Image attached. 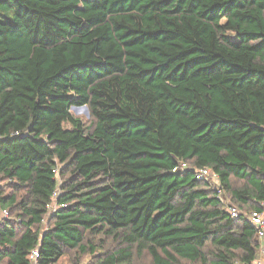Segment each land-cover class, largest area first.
Wrapping results in <instances>:
<instances>
[{"label": "trees", "instance_id": "16d2710c", "mask_svg": "<svg viewBox=\"0 0 264 264\" xmlns=\"http://www.w3.org/2000/svg\"><path fill=\"white\" fill-rule=\"evenodd\" d=\"M203 168L264 202V0H0V263L253 262Z\"/></svg>", "mask_w": 264, "mask_h": 264}, {"label": "built area", "instance_id": "2783aa9c", "mask_svg": "<svg viewBox=\"0 0 264 264\" xmlns=\"http://www.w3.org/2000/svg\"><path fill=\"white\" fill-rule=\"evenodd\" d=\"M189 167L186 163H179L176 167L172 169V173L182 172L187 170ZM53 173L56 174L57 170H53ZM195 180L203 182L209 186L211 190L214 191L216 198L224 205L226 194L222 190L219 184V176L215 173H212L209 169L203 168L195 171ZM59 195V191L56 190L52 196V204L47 206L48 212H54L56 209L55 201L57 196ZM64 207V206H61ZM226 211L229 213L231 218H238L239 216H243L245 220L255 229V241L257 242L259 249L256 253V256L253 262L248 264H264V202L259 204V209L251 210L246 213H241L235 206L231 204L226 206ZM2 217L4 219L8 218V212L2 211ZM38 258L37 250H33L30 253L29 261L31 264H35ZM241 264V263H238Z\"/></svg>", "mask_w": 264, "mask_h": 264}, {"label": "rangeland", "instance_id": "374dc122", "mask_svg": "<svg viewBox=\"0 0 264 264\" xmlns=\"http://www.w3.org/2000/svg\"><path fill=\"white\" fill-rule=\"evenodd\" d=\"M70 113L71 115L74 117V118H77V119H80L85 125H89L90 122H91V118H90V115H89V111L87 109L84 110V109H81L79 110L77 113L74 111V110H70ZM3 186V185H2ZM243 186V182L241 181H237V180H232V187L233 188H241ZM233 201L226 195V199H225V203H224V207L226 208L227 205L229 204H232ZM234 204V203H233ZM47 226V218L44 220V224L43 226L41 227L42 231L45 230ZM40 229V230H41ZM98 240V238L96 239ZM110 242H108V246L107 248L109 247L110 248ZM98 254L97 256H100L99 252L96 253ZM95 254V255H96ZM94 255V256H95ZM94 256H89V255H86L82 258L81 260V263L80 264H88L90 262H92ZM0 264H5V263H0ZM58 264H73V256L71 254H69L68 256L62 258ZM132 264H151L150 262V258L144 254L141 258H134Z\"/></svg>", "mask_w": 264, "mask_h": 264}, {"label": "water", "instance_id": "95a60500", "mask_svg": "<svg viewBox=\"0 0 264 264\" xmlns=\"http://www.w3.org/2000/svg\"><path fill=\"white\" fill-rule=\"evenodd\" d=\"M81 109H84L87 111V108L86 107H82V108H72V110H74L76 113L81 110Z\"/></svg>", "mask_w": 264, "mask_h": 264}]
</instances>
